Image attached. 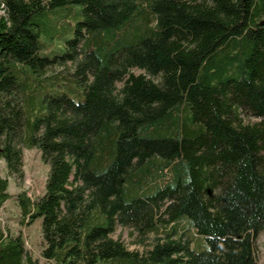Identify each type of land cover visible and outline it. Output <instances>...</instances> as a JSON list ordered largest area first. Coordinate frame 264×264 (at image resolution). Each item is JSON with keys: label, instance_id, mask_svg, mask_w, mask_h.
Instances as JSON below:
<instances>
[{"label": "trees", "instance_id": "16d2710c", "mask_svg": "<svg viewBox=\"0 0 264 264\" xmlns=\"http://www.w3.org/2000/svg\"><path fill=\"white\" fill-rule=\"evenodd\" d=\"M77 7L74 26L49 16ZM72 33L47 56L41 38ZM134 70L139 73L135 74ZM250 114L258 122L244 123ZM52 264H254L264 227V0H0V160ZM0 176V207L11 196ZM117 226L143 253L113 239ZM192 231L205 250L175 241ZM0 229V264H39ZM215 252L218 254L216 255Z\"/></svg>", "mask_w": 264, "mask_h": 264}, {"label": "rangeland", "instance_id": "374dc122", "mask_svg": "<svg viewBox=\"0 0 264 264\" xmlns=\"http://www.w3.org/2000/svg\"><path fill=\"white\" fill-rule=\"evenodd\" d=\"M78 10L77 7H67L66 9L51 14L49 18L53 25H57V22L65 20V22L74 26L78 19L76 16ZM71 36L72 33H67L66 27L65 33L56 36L55 40L41 38V42L45 47L43 53L50 56L53 52H58L57 48H61L64 40L71 38ZM134 73L138 74L139 71L134 70ZM240 117L246 124L259 121V119L251 117L248 113L240 115ZM22 163L23 177L20 180H17L12 176L7 175L5 163L3 160H0V176L2 178H7V193L11 196L0 207V229L3 230L4 233L12 236L20 235L23 239L24 250L28 251L34 258H36L39 264H52L43 260L40 256V250L43 246L40 234L41 219L36 218L29 225H21L19 223L20 209L15 200V196L20 192H25V194L32 200L44 192L48 165L41 160L40 153L36 148L23 150ZM159 236H161V234H148L144 238V242L140 244L138 243L136 235H130V230L127 228L117 226L112 234V238L121 241L128 250L138 251L140 253L150 250L156 244ZM253 238L252 260L254 264H264V227L256 232L253 235ZM174 239L175 241L180 242L182 246H185L190 252L198 253L205 250V246L199 237L192 231L185 230L184 227L180 226L177 228L174 233ZM215 254L217 255L218 253L215 252ZM203 264H212L211 258L208 257Z\"/></svg>", "mask_w": 264, "mask_h": 264}]
</instances>
